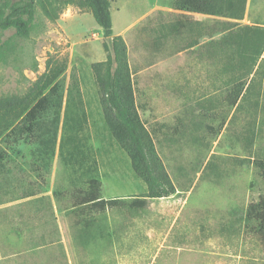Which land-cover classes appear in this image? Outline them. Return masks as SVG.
Returning <instances> with one entry per match:
<instances>
[{
    "label": "rangeland",
    "instance_id": "374dc122",
    "mask_svg": "<svg viewBox=\"0 0 264 264\" xmlns=\"http://www.w3.org/2000/svg\"><path fill=\"white\" fill-rule=\"evenodd\" d=\"M148 2L112 0L114 32L127 42L139 113L176 192L134 212L100 213L87 232L76 206L58 200L56 191L85 189L90 179L101 182L103 198L140 196L147 185L105 118L92 69L107 58L102 28L82 0H39L29 34L4 35L12 46L0 61V99L26 94L52 67L63 97L56 135L48 123L57 108L36 144L0 136V264H264L246 219L264 193L249 162L264 158V66L253 73L260 95L230 107L228 76L207 51L226 18ZM182 19L186 27L177 31ZM240 22L263 25L264 0H247ZM221 115L228 118L219 132Z\"/></svg>",
    "mask_w": 264,
    "mask_h": 264
},
{
    "label": "trees",
    "instance_id": "16d2710c",
    "mask_svg": "<svg viewBox=\"0 0 264 264\" xmlns=\"http://www.w3.org/2000/svg\"><path fill=\"white\" fill-rule=\"evenodd\" d=\"M39 0H0V61L6 60L12 46L4 40L10 29L19 35H28L35 18V5ZM89 8L103 31V46L106 60L92 64L96 83L101 92V102L108 126L120 145L128 153L136 174L146 183L147 192L140 196L125 198H103L98 179L85 181L87 188L71 191H56L58 200L67 199L76 206L79 222L84 232L91 231L97 215L111 210L134 212L147 206L149 199L168 197L176 192L174 181L159 154L148 127L144 123L137 104L133 72L129 60V49L122 34L114 32L112 0H82ZM247 0H172V8L181 13H199L226 18L220 35L209 41L207 51L219 57L220 75L225 79L227 94L224 100L230 107L241 108L240 101L249 95H260L255 85L256 76L264 66V24L249 25L244 18ZM186 21L179 20L173 28L182 31ZM62 71V70H61ZM60 70L50 68L24 95L6 96L0 99V136L5 135L14 142L25 141L36 144L41 126L49 113L57 108V115L48 123L53 133L57 132L63 88L58 81ZM78 103L83 117V101ZM259 104L258 100L254 103ZM23 116L21 121H17ZM219 132L227 118L221 115ZM76 117V118H77ZM214 117V116H212ZM216 118V117H214ZM211 128V126H210ZM0 151V168L5 161ZM264 179V158L253 157L250 161ZM264 246V193L253 201L246 213Z\"/></svg>",
    "mask_w": 264,
    "mask_h": 264
},
{
    "label": "crops",
    "instance_id": "0c3cea01",
    "mask_svg": "<svg viewBox=\"0 0 264 264\" xmlns=\"http://www.w3.org/2000/svg\"><path fill=\"white\" fill-rule=\"evenodd\" d=\"M149 7L150 6H156V7H159V8H162V9H165V10H170V11H174V12H178L179 14H183L181 13L180 11H176L172 8V1L169 2V4H166V5H160L159 1L158 0H149ZM190 15V14H195V15H203L204 14H199V13H184L183 15Z\"/></svg>",
    "mask_w": 264,
    "mask_h": 264
}]
</instances>
